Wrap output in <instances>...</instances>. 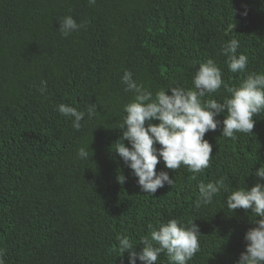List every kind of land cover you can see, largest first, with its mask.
<instances>
[{"label":"trees","instance_id":"1","mask_svg":"<svg viewBox=\"0 0 264 264\" xmlns=\"http://www.w3.org/2000/svg\"><path fill=\"white\" fill-rule=\"evenodd\" d=\"M247 11V15H242ZM66 15L79 31L63 37ZM235 27L231 30V25ZM239 41L246 70L232 73L222 46ZM213 59L228 87L251 73H264V0H0V249L5 264H128L116 251L117 237L131 238L134 250L150 235L148 225L178 219L199 226L200 251L188 264H236L244 235L254 227L250 210L231 212L229 192L253 186L264 162V111L253 133L205 139L213 146L210 167L193 179L186 166L164 167L174 185L154 194L141 191L137 178L111 145L122 135L123 106L132 93L121 77L155 94L179 84L193 87L201 62ZM41 80L47 90L39 91ZM166 94H171L170 89ZM219 93L205 99L221 100ZM87 113L79 131L57 105ZM223 115L217 119L223 120ZM158 123V121H153ZM127 146V141H125ZM89 145L88 160L77 157ZM159 147V145H156ZM92 151V152H91ZM92 155V156H91ZM123 174V184L116 177ZM225 177L209 205L201 204L198 184ZM259 219V217H258ZM137 264H142L137 260ZM156 264H170L162 253Z\"/></svg>","mask_w":264,"mask_h":264},{"label":"clouds","instance_id":"2","mask_svg":"<svg viewBox=\"0 0 264 264\" xmlns=\"http://www.w3.org/2000/svg\"><path fill=\"white\" fill-rule=\"evenodd\" d=\"M95 3L96 0H88L89 5ZM242 15L246 16L247 11ZM58 23V30L63 37L85 26V22L78 23L71 15L64 16ZM234 27L232 23L231 30ZM238 48L239 41L233 38L225 42L221 50L232 73L245 71L248 64L245 54L237 55ZM121 83L124 91L132 93L133 97L123 106L125 116L119 127L122 135L110 148L114 145L112 153L118 154L123 164L131 170L141 191L151 195L165 184L174 185L168 172L161 170L157 173L156 167L161 161L165 168L171 170L186 166L195 179L197 174L210 167L213 146L204 138L207 132L220 128V136L235 140L236 133H253L256 123L254 117H259L264 111V73H251L238 86L228 87L222 79L221 68L211 58L199 64L192 77L191 89L177 84L167 88L171 91L170 95L166 94L167 89L153 94L137 83L128 70L124 71ZM40 84L39 91L43 94L47 90V81L41 80ZM222 86L229 93L222 101L205 99L219 93ZM56 110L65 117H72V127L79 131L85 115L92 119L97 113V106L89 104L85 113L61 103ZM221 115L224 117L222 121L217 119ZM89 149V145L79 147L77 157L81 160L90 159ZM254 175L257 179L253 186L248 187L246 184L243 188L229 192L226 197V206L231 212L237 209L250 210L255 216L251 222L254 227L249 228L244 235L245 249L236 264H264V162H260ZM225 179L220 177L207 184L199 183L197 207L211 204L221 190L228 192ZM116 180L123 184L126 177L121 173ZM148 230L150 235L140 238L139 243L143 248L139 252L134 250L136 244L130 237L118 236L115 250L123 253L119 257L123 258L127 253L128 264H137V260L142 264H156L164 253L170 264H188L200 251L201 233L194 220L185 224L178 219H169L166 223L149 224ZM0 264H5L3 249H0Z\"/></svg>","mask_w":264,"mask_h":264}]
</instances>
